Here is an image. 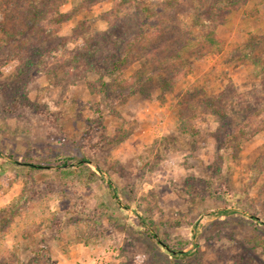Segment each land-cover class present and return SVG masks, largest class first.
<instances>
[{
    "label": "rangeland",
    "instance_id": "1",
    "mask_svg": "<svg viewBox=\"0 0 264 264\" xmlns=\"http://www.w3.org/2000/svg\"><path fill=\"white\" fill-rule=\"evenodd\" d=\"M39 1L0 0V212L22 209L0 227V254L16 251L17 264H264V227L252 219L264 222V0L213 28L220 45L190 27L173 87L153 67L173 45L162 49L156 24L111 74L122 51L84 44L108 28L113 1L66 0L57 31L47 18L32 24ZM141 1L165 23L193 24V0ZM120 14L130 40L142 16ZM14 25L24 35L5 43ZM78 53L85 61L68 75L61 62ZM208 97L247 110L224 124Z\"/></svg>",
    "mask_w": 264,
    "mask_h": 264
},
{
    "label": "trees",
    "instance_id": "2",
    "mask_svg": "<svg viewBox=\"0 0 264 264\" xmlns=\"http://www.w3.org/2000/svg\"><path fill=\"white\" fill-rule=\"evenodd\" d=\"M65 1L66 0H40L38 6L35 2H32L30 4L32 15L31 19L33 22L32 24L34 25L36 22L41 21V24H43V20L47 18V24L49 26H52L54 30L57 31L60 27V24L67 21L70 17L69 13H64L61 11V6ZM89 1L91 2V4H95L102 0ZM112 1L114 3V8L108 11V13H106L105 15V20L109 21L108 28L98 35L92 37L91 39H87L84 44L85 50H94L95 52L101 51V49L107 43V40L112 49L114 47L117 50H121L122 52L120 58L114 62V69L111 73L114 74V72L120 70L122 64L129 61V56H131L132 54L133 46H137L141 50L145 49L148 46V44L154 37V34L148 32V28H151L156 24L159 29L157 30V33L155 32V34L159 35L162 38V49L165 48L164 43L166 44V41L173 42V45L168 49L162 50V61L158 64L154 63L153 67L156 66L158 70L162 69V84H164L165 86L169 85V87H173L174 84H176V82L179 80V78L182 77V74H186V70L183 68V61L185 53L189 50L188 44L187 42H185V40L187 39L186 35H192L190 27H193V25L206 26V32L199 36L201 40L207 43V45L209 46L220 45V41L218 40L217 36H215L213 28L218 23L223 22L226 19L227 15H229L234 9L239 8V5H242V3H244V1L246 0H193V24L179 22L177 25L163 22L162 14H160L162 11L159 10L155 12V8L153 9L150 5H143V1L141 0ZM178 1L180 2V0H169L165 4L173 7ZM130 6L132 8L135 7L136 10L140 11V14L142 16V18L139 20L140 32L130 40L124 41V28L127 25L129 17L127 16V18L126 16H121L120 12L123 8H127ZM208 21H210L212 25H209V23H207ZM29 28L28 30H33V27ZM6 33L9 36L7 37L5 43H8L16 37L23 36L24 29L14 25L13 28L8 29ZM113 35H116V37L113 38ZM154 54H156V52H150L148 55V59L150 58L151 60ZM83 60L85 61V59L78 53L71 59H63V61L61 62V68L68 75L72 76V73L82 65ZM88 70H90L89 67L84 71ZM164 72H166V75H163ZM138 73H140V76H136V73H134L130 78L132 82L137 81V85L142 80L141 76H144L141 71H139ZM132 82L121 81V84L123 86H128ZM103 86L104 89L109 87L108 82L103 81ZM241 102L242 101L239 102L235 100H231L229 102L223 100L222 102L221 99L218 102L215 97H208L204 100L206 106L210 107L211 112L217 114L218 118L224 124L229 122L228 120L231 119L232 114L238 115L242 111L247 110L245 106L239 107L241 105ZM245 118L250 119L251 116L246 115ZM245 118H242L244 122H246ZM84 161H86V159L79 158L77 160V163L83 164ZM29 165L34 168H42V165L38 164L31 163ZM21 210L22 209L19 207L18 202L14 203V205H9L3 208L0 212V216H3L4 218L0 217V227L5 228L9 226L11 221L13 220V217L15 215H18ZM220 212L229 213L230 211L228 209H224ZM252 219L256 223L261 224L264 227V222L259 221L256 215H252ZM142 222L145 223V219H142ZM191 254V251H178L177 256H189ZM19 262L20 257L16 251L9 250L6 254H0V264H17Z\"/></svg>",
    "mask_w": 264,
    "mask_h": 264
},
{
    "label": "water",
    "instance_id": "3",
    "mask_svg": "<svg viewBox=\"0 0 264 264\" xmlns=\"http://www.w3.org/2000/svg\"><path fill=\"white\" fill-rule=\"evenodd\" d=\"M182 251H183V250H182ZM173 252H175V253H176L177 251H176V250H173Z\"/></svg>",
    "mask_w": 264,
    "mask_h": 264
}]
</instances>
